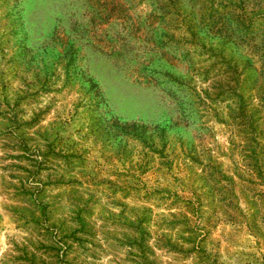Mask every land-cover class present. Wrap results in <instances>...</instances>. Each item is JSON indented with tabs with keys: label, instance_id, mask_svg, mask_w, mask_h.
Returning a JSON list of instances; mask_svg holds the SVG:
<instances>
[{
	"label": "rangeland",
	"instance_id": "374dc122",
	"mask_svg": "<svg viewBox=\"0 0 264 264\" xmlns=\"http://www.w3.org/2000/svg\"><path fill=\"white\" fill-rule=\"evenodd\" d=\"M255 129L264 0H0V264H264Z\"/></svg>",
	"mask_w": 264,
	"mask_h": 264
},
{
	"label": "trees",
	"instance_id": "16d2710c",
	"mask_svg": "<svg viewBox=\"0 0 264 264\" xmlns=\"http://www.w3.org/2000/svg\"><path fill=\"white\" fill-rule=\"evenodd\" d=\"M251 121V125H252ZM242 126V125H241ZM255 129V136L249 141V145L243 148V157L245 160L252 161L251 172L255 174L258 179H264V139L261 132ZM261 140L263 143L261 144Z\"/></svg>",
	"mask_w": 264,
	"mask_h": 264
}]
</instances>
